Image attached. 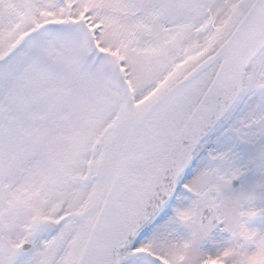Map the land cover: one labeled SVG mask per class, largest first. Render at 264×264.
Listing matches in <instances>:
<instances>
[{
  "label": "rangeland",
  "instance_id": "1",
  "mask_svg": "<svg viewBox=\"0 0 264 264\" xmlns=\"http://www.w3.org/2000/svg\"><path fill=\"white\" fill-rule=\"evenodd\" d=\"M250 1L0 0V264H72L130 110L211 51ZM254 88L264 90V54L183 178L186 208L167 207L123 264H264V91ZM24 243L34 250L21 260Z\"/></svg>",
  "mask_w": 264,
  "mask_h": 264
},
{
  "label": "water",
  "instance_id": "2",
  "mask_svg": "<svg viewBox=\"0 0 264 264\" xmlns=\"http://www.w3.org/2000/svg\"><path fill=\"white\" fill-rule=\"evenodd\" d=\"M263 54L264 0H251L222 41L142 108L130 110L72 264L124 263L174 200L204 143L238 105ZM190 91L194 97L181 113L163 117ZM99 149L97 142L91 155L96 157ZM238 184L233 179L230 187ZM218 195L217 189L207 193L210 200ZM213 212L212 207L203 211L201 225ZM41 227L52 236L58 232L50 220ZM33 249V243L20 245L19 259L25 260Z\"/></svg>",
  "mask_w": 264,
  "mask_h": 264
},
{
  "label": "bare ground",
  "instance_id": "3",
  "mask_svg": "<svg viewBox=\"0 0 264 264\" xmlns=\"http://www.w3.org/2000/svg\"><path fill=\"white\" fill-rule=\"evenodd\" d=\"M202 84V83H200ZM192 91V90H191ZM190 91V92H191ZM188 93L187 95H185L183 98H181V100L175 104H173L168 110L167 112L164 114L163 117L168 116L166 119L168 118H172L177 116L179 113H181L183 111V108L186 107L188 105V102H191L194 95V92ZM163 119V118H161ZM163 123H158V125H162Z\"/></svg>",
  "mask_w": 264,
  "mask_h": 264
},
{
  "label": "trees",
  "instance_id": "4",
  "mask_svg": "<svg viewBox=\"0 0 264 264\" xmlns=\"http://www.w3.org/2000/svg\"><path fill=\"white\" fill-rule=\"evenodd\" d=\"M180 189H184V186L183 185H180ZM176 206L179 207V208H186V204H184L183 202H180V198L178 196L175 197V199L172 201V203L168 206V207H173V206ZM188 210V209H187ZM150 234V231L148 233H146L145 235H143L142 237L140 238H145L147 237L148 235ZM138 256V255H137Z\"/></svg>",
  "mask_w": 264,
  "mask_h": 264
},
{
  "label": "flooded vegetation",
  "instance_id": "5",
  "mask_svg": "<svg viewBox=\"0 0 264 264\" xmlns=\"http://www.w3.org/2000/svg\"><path fill=\"white\" fill-rule=\"evenodd\" d=\"M254 89L256 90L257 88H254ZM258 91L260 92V91H264V90L259 89ZM261 93H262V92H261ZM261 98H262L261 101H263L262 105H263V107H264V94L261 96ZM262 112H263V110H262ZM214 222H216V221H213L212 223L214 224Z\"/></svg>",
  "mask_w": 264,
  "mask_h": 264
}]
</instances>
